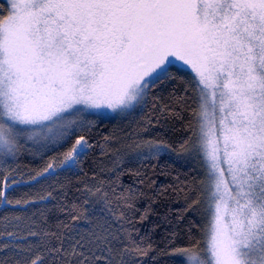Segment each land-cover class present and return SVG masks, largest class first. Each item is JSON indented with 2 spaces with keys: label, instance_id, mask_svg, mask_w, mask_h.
<instances>
[{
  "label": "snow or ice",
  "instance_id": "6c2138e0",
  "mask_svg": "<svg viewBox=\"0 0 264 264\" xmlns=\"http://www.w3.org/2000/svg\"><path fill=\"white\" fill-rule=\"evenodd\" d=\"M181 68L195 93L186 122L154 95ZM149 104L158 123L172 117L184 124L179 151L202 176L177 226L190 209L204 213L198 226L204 245L193 237L187 247L152 255L153 264L158 255L174 264H264V0H2L0 208L51 207L13 215L15 224L4 216L0 264H144L156 250L136 224L154 214L160 223L153 231L173 223L166 189L140 211L143 193L117 192L119 175L94 177L71 198L65 185L54 196L50 181L79 169L93 149L88 115L131 116ZM103 139L102 148L111 142ZM29 143L41 154L71 146L24 181L9 161L31 151ZM134 145L145 150L143 158L174 150L163 139ZM24 183L41 191L14 199ZM153 203L163 206L162 216ZM171 236L169 244L176 232Z\"/></svg>",
  "mask_w": 264,
  "mask_h": 264
},
{
  "label": "trees",
  "instance_id": "16d2710c",
  "mask_svg": "<svg viewBox=\"0 0 264 264\" xmlns=\"http://www.w3.org/2000/svg\"><path fill=\"white\" fill-rule=\"evenodd\" d=\"M2 3V0H0ZM178 67V66H177ZM174 79L165 82L154 90V95H158L160 99L169 105H174L175 110L188 119L191 105L195 99L193 85L190 81V74H187L184 68L179 72L173 70ZM158 107V105H157ZM158 113L151 104L143 111H137L131 116L117 115L114 117H101L91 115L92 126L87 134L91 138L94 147L89 155L82 161L79 169L72 171L61 170L55 180L50 181L57 191L53 195H57L60 191V185H65L71 198L78 188H83L84 184L95 183L94 177L102 178L106 181L116 180L119 175V184L113 185L117 192L124 189H132L135 192L143 193L136 202V207L143 210L147 204L152 203L149 197L161 190L164 192L168 207L171 209L170 219L172 224H161L160 227L152 230L154 223H160V216L152 215L149 220L143 224H136L141 236L149 235L150 242L156 250L144 257V264H153L150 257L157 255L160 250L167 249L171 251L175 247H187L191 239L194 237L204 245L198 226L204 222L203 209H190L185 213V218L177 226L176 217L179 212L190 204L198 195L197 182L202 178L200 169L195 160L190 156L179 151V143L186 138L184 132V124L179 118L161 117L157 122ZM151 120V124L148 121ZM147 129V131H142ZM110 136L111 142L105 147L104 137ZM163 139L172 146L174 150L162 152L158 158H143L139 152L145 151L135 149L134 142L140 140ZM132 145V147H129ZM71 144H65L63 147L49 146L43 154L31 143L27 145L31 151H24L15 161L9 163L16 167L19 166L24 176V181L28 180L30 170H40L45 164L51 161L55 163L54 157L58 153L66 151ZM119 162L117 163V159ZM34 174V172H32ZM51 190V189H48ZM41 191V186L34 183H24L17 187L12 194L14 199H20L24 193H36ZM48 207L51 204L45 202ZM45 204H36L26 207L0 208V231H3L5 225L9 221L4 220L7 215L12 224L16 221L11 220L13 215L31 216L33 213L39 215V210L45 207ZM153 208L162 216L164 214L163 206L153 203ZM139 212L135 214V218L139 219ZM60 216V219H63ZM54 219L50 215V223H54ZM195 225V227H193ZM192 227L191 233L188 229ZM8 230H12L9 226ZM175 231L176 236L172 244L171 233ZM158 264H174V260L170 256L158 255Z\"/></svg>",
  "mask_w": 264,
  "mask_h": 264
},
{
  "label": "rangeland",
  "instance_id": "374dc122",
  "mask_svg": "<svg viewBox=\"0 0 264 264\" xmlns=\"http://www.w3.org/2000/svg\"><path fill=\"white\" fill-rule=\"evenodd\" d=\"M178 67H180L179 65H177ZM119 114H114V113H103V114H99L98 116H101V117H114V116H117ZM91 115H88L86 117V119L90 120L91 121V118H89Z\"/></svg>",
  "mask_w": 264,
  "mask_h": 264
}]
</instances>
